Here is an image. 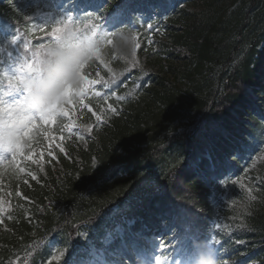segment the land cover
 I'll return each mask as SVG.
<instances>
[{
  "label": "trees",
  "instance_id": "obj_1",
  "mask_svg": "<svg viewBox=\"0 0 264 264\" xmlns=\"http://www.w3.org/2000/svg\"><path fill=\"white\" fill-rule=\"evenodd\" d=\"M55 1L71 11L76 22L84 23L98 14L113 15L118 22L119 16L122 20L118 22L119 27L132 38L136 33L130 28L132 24L138 30L147 22L165 25L169 38L159 41V48L171 59L168 68L161 64V71L155 72L153 67H147L146 62L149 67L152 64L150 51L144 52L146 41L136 56L137 63L145 66L153 83L160 86L161 89H153L160 99L174 101L172 91L176 84L172 80L198 73L204 65L219 68L218 84L208 92L198 86V90L187 92L183 103L180 101V105L189 106L194 115L191 125L190 122L186 125L172 146L171 142L167 146L164 144L157 147L160 152L153 153L157 148L150 145L144 154L137 155L138 160L119 153L118 147L131 141L143 143L148 138L152 142L155 139L140 130L142 118L135 112L133 117L138 132L126 135L129 127L124 123L123 130L120 127L112 137L103 136L97 150L82 151L81 156L88 163L93 157L100 163L89 179L65 186L53 177L45 180L44 186L34 185L33 189L23 184L25 195L35 201L33 219L37 225H31L24 218L10 223L11 230L0 236V264L17 263L12 255L14 249H25L20 252L21 263L24 260L26 264H58L53 260L49 238L54 237L68 246L70 237L84 224L100 238L107 225L116 224L107 217V207L125 204L130 205L129 210L117 216L124 225L132 216L136 217L135 225L140 227L165 212H172L175 218L177 215L191 218L192 230L202 233L203 240H207L203 234L207 221L217 210L222 224L217 233L223 259L233 256V264H264V164L260 160L263 155L255 161L264 151V0ZM85 5H92L94 9L83 10ZM26 10V5L18 0H0V50L9 47L8 40L17 30L26 39L34 37L32 24L35 20L31 21V12ZM121 49L124 55L133 52L130 45L121 46ZM3 64L0 62V94L6 95L10 91L9 76ZM135 71L139 72V66ZM170 74L175 78L171 80ZM166 159L177 161L173 167L177 170L170 174L171 180L168 176L173 169L166 171ZM43 165L46 173L53 174V167L47 163ZM63 165L72 170L73 175L78 168L77 164L70 166L65 162ZM117 165L124 167L125 174L100 186L96 177ZM88 166L86 164L85 168ZM144 167L156 168L148 182L144 181L148 173L140 171ZM1 173L6 179L18 175L13 169ZM247 176L250 179L243 181ZM227 177L234 180L230 195L217 209L214 191L219 187L217 183ZM8 181L14 184L13 180ZM15 183L16 186L11 185L12 201L18 192ZM96 189V199L80 197L85 192L92 197ZM59 207H64L65 213L58 218ZM80 207L83 210H79Z\"/></svg>",
  "mask_w": 264,
  "mask_h": 264
},
{
  "label": "snow or ice",
  "instance_id": "obj_2",
  "mask_svg": "<svg viewBox=\"0 0 264 264\" xmlns=\"http://www.w3.org/2000/svg\"><path fill=\"white\" fill-rule=\"evenodd\" d=\"M96 19L100 20L101 17L98 16ZM74 20L75 17L71 11L62 10L59 17L55 19L50 31L47 30L46 25L40 26V30L49 36L47 43L40 44L35 49H30V41L24 40L22 50L21 48L16 49L19 53L18 59L20 62L13 67L12 75L9 77L8 86L10 91L6 95L0 94V166H11L19 171H23L22 168H19L18 158L25 156V148L31 147L34 136L45 126L54 125L58 116L70 117V108L76 107L73 98L76 97L80 102H83V98L87 91L90 90V86L99 83L97 80H90L83 71L88 61L93 57L99 58L100 49L97 46L93 50L91 58L79 65L82 83L78 90L68 85L66 92L67 99L63 103L53 104L43 111H34L28 107V92L23 87L24 78L39 71L41 53L48 44L57 41L59 35L65 29L72 26L86 38L96 40L99 34L101 40H106L108 44L113 43L111 39H108L113 33L104 31L102 24L94 23L89 19L83 26H73ZM20 40L21 36L17 30V34L12 35L8 43L15 47ZM132 42L135 48L139 47V44L136 43V37H133ZM29 51L31 52L30 58L26 55ZM9 56L11 57V53H9ZM101 63H104V61L101 60ZM96 94L99 95V93ZM8 97L11 98L9 99ZM89 110L91 109L89 108ZM71 126L69 125L68 127L71 128ZM32 155L33 153L29 152L27 158L31 159ZM248 192L251 195L252 189L249 188ZM251 198L255 199V197ZM216 227L219 228L220 225L217 224ZM173 239L177 240L180 244V247L176 248L175 257L169 259L167 256L155 254L159 246H151L135 256L136 264H147L149 260L151 264H186V261L182 257H185L191 251L193 240H203L195 233L187 236L183 234L177 236L175 232H173ZM208 242L218 253L216 245L219 244V241L212 239L208 240ZM162 247L164 250H167L169 247L175 246L163 245ZM61 255L64 254L61 253Z\"/></svg>",
  "mask_w": 264,
  "mask_h": 264
},
{
  "label": "clouds",
  "instance_id": "obj_3",
  "mask_svg": "<svg viewBox=\"0 0 264 264\" xmlns=\"http://www.w3.org/2000/svg\"><path fill=\"white\" fill-rule=\"evenodd\" d=\"M132 39L131 36L122 38V47L129 46ZM98 43L69 26L57 41L48 44L41 53L39 71L23 81L29 109L43 111L53 104L63 103L67 99L68 85L78 90L82 83L79 65L91 58ZM196 245L198 251L193 264H220L218 253L208 241L200 240Z\"/></svg>",
  "mask_w": 264,
  "mask_h": 264
},
{
  "label": "rangeland",
  "instance_id": "obj_4",
  "mask_svg": "<svg viewBox=\"0 0 264 264\" xmlns=\"http://www.w3.org/2000/svg\"><path fill=\"white\" fill-rule=\"evenodd\" d=\"M31 5H36L37 3L40 5L42 4V1L41 0H31ZM51 14L50 13H46L45 14V18H49ZM58 17L55 16V17H52V23H49V27L51 28L55 22V19H57ZM163 37H169L168 36V33H163L162 34ZM100 38L99 37V34L97 35L96 37V40ZM155 39L151 37V39L149 40V46L153 45V41ZM103 41H106V40H103ZM137 42H140V40H138ZM152 59H153V62H157L158 60V53H157V50H156V47L153 48V51H152ZM163 63V62H162ZM217 72H218V69L215 68L214 66L210 65V66H207V65H204L203 67L199 68V72L196 73L192 79H189V78H179L178 80H176V83L178 85V88H181L182 89V92H186V91H190L192 90L197 84L199 83H202V82H205L208 84L207 86V89L209 87H216L218 82H217ZM215 83V85H214ZM180 94V93H178ZM184 95L183 94H180V98ZM99 109L96 110L98 113H99V116L100 117H103V119L105 118L107 120L108 118V112L111 111V112H117L119 111V108L121 106V104H111L110 101H105L104 103L103 102H99ZM111 106V107H110ZM114 109V111H113ZM177 111H179V109H177ZM180 114L183 115L181 117L178 118V116H175V118L177 119L174 120V123L173 124H170L168 126L169 129H175L178 125V131L179 130H182V128L180 127L179 125V122L181 120L182 117L186 116L187 113L185 111H180ZM71 115H76V112H75V108H70V117ZM163 115V114H162ZM164 117V116H162ZM72 118V117H71ZM95 120H97V118H95ZM72 121H73V124L74 125H77V122L72 118ZM164 120H161V123H163ZM162 124H160L159 126H161ZM153 127V124H150L149 126H147V129H146V133L149 135V133L153 134L154 133V130L152 129ZM93 128V126L91 127ZM88 129V132L91 131L90 128H87ZM42 130V129H41ZM166 131H163L161 134H159L158 136V139H161V136L163 135V133H165ZM82 140V139H81ZM28 153L25 155V157H27ZM10 157V155H9ZM264 155L260 157V160L262 161V163L264 164ZM24 160V157H19L18 158V162H19V165L21 166V162H23ZM25 172V171H24ZM250 177H247L245 179H243V181H246V180H249ZM221 193H219L218 195H220ZM25 207V209H28L30 208V205H23ZM60 254V253H59ZM61 255V254H60ZM89 256L92 258V263L91 264H107L106 261H105V257L101 255V253L94 249L93 247L90 249V253H89ZM221 264V263H220Z\"/></svg>",
  "mask_w": 264,
  "mask_h": 264
}]
</instances>
